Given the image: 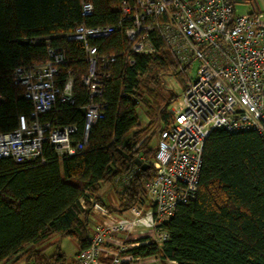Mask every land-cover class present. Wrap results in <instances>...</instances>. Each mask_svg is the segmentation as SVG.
Segmentation results:
<instances>
[{"label":"trees","instance_id":"16d2710c","mask_svg":"<svg viewBox=\"0 0 264 264\" xmlns=\"http://www.w3.org/2000/svg\"><path fill=\"white\" fill-rule=\"evenodd\" d=\"M83 1L0 0V132L15 129L19 116L29 117L33 110L23 89L13 82L14 70L45 62L52 47L66 54L56 82L63 85L71 76L75 101H58L40 119L59 126L75 124L73 143L81 139L89 97L82 78L89 63L82 43L68 40L66 34L83 22L117 25L123 0H87L94 12L86 18L81 15ZM151 39L155 51L133 55L134 64L127 61L130 42L122 27L108 38L91 41L99 54L116 56V61L109 65V78L97 97L104 116L92 126L82 149L59 157L45 144L44 162L0 159V264H12L27 252V264H65L59 247L48 257L43 249L29 246L58 234L75 240L79 249L86 248L93 202L104 204L99 196L103 184L124 179L119 205L111 208L119 212L144 195V184L154 171L136 166L135 159L143 156L148 162L154 157L156 148L150 142L171 121L170 107L179 96L166 90L163 75L187 83L191 69L182 66L155 31ZM164 227L169 232L167 241L150 240L129 252L176 264H264V140L260 134L212 130L196 197L180 204Z\"/></svg>","mask_w":264,"mask_h":264},{"label":"built area","instance_id":"2783aa9c","mask_svg":"<svg viewBox=\"0 0 264 264\" xmlns=\"http://www.w3.org/2000/svg\"><path fill=\"white\" fill-rule=\"evenodd\" d=\"M119 9L122 15L117 25L88 26L83 22L66 34L68 40L82 43L89 63L82 78L89 97L81 139L73 143L78 131L75 124L59 126L40 119L58 101H75L73 78L69 76L63 85L56 82L66 54L52 47L45 62L14 70L13 82L23 89L33 110L29 117L19 116L15 129L0 132V159L44 162L45 144H50L59 157L82 149L92 126L104 116L97 97L109 78V65L116 61V56L99 54L98 46L91 41L108 38L117 28L124 29L130 42V64H134L133 55L155 51L153 31L183 67L196 62L195 75L188 78L172 111L173 119L158 132L155 155L148 160L154 176L144 184V195L123 212L94 201L89 245L65 264L160 261L154 256H136L129 250L150 240L159 244L168 240L164 225L180 204L196 197L211 131L255 130L264 140L263 15L236 14L232 0H123ZM93 12V4L84 0L81 15L86 18ZM166 262L176 264L173 260Z\"/></svg>","mask_w":264,"mask_h":264},{"label":"crops","instance_id":"0c3cea01","mask_svg":"<svg viewBox=\"0 0 264 264\" xmlns=\"http://www.w3.org/2000/svg\"><path fill=\"white\" fill-rule=\"evenodd\" d=\"M234 6L236 14L258 13L264 16V0H235ZM123 180L124 179L119 178L118 180L113 181L112 184H103L102 189L99 192V196L102 198L104 203L113 207H117L119 205L118 192L123 188ZM91 218H94V214L92 213L89 216V226L90 220H92ZM55 235L57 236L56 239L47 241V238L42 243L35 245L36 249H43L44 254L51 257L55 254L57 247H59L66 256V262L73 261L79 250L77 242L70 237H61L58 234ZM29 253L30 252L25 253L19 259L12 262V264H27Z\"/></svg>","mask_w":264,"mask_h":264},{"label":"rangeland","instance_id":"374dc122","mask_svg":"<svg viewBox=\"0 0 264 264\" xmlns=\"http://www.w3.org/2000/svg\"><path fill=\"white\" fill-rule=\"evenodd\" d=\"M196 68H197V66H196V62L194 61L193 63H192V65H191V69L189 70V72H188V76L189 77H193L194 75H195V71H196ZM163 77H164V80H165V87H166V90L170 93V94H178L179 96H178V99H177V101L175 102V103H173L172 105H171V107H170V109H171V111H173L174 110V107H175V104H177L178 103V101L181 99V95H182V91H183V89L185 88V86H186V80L184 81V83H182L180 80H178V78H177V76H175V75H172V74H164L163 75ZM187 77V76H186ZM140 112V114H139V116H140V119L141 120H144L143 121V123L145 122V117L143 116V114H142V112H141V110H139ZM172 119H173V117H172ZM171 119V120H172ZM158 129V127H156V129L155 130H157ZM156 143H157V137H156V135L152 138V140H151V142H150V146L153 148V149H155V146H156ZM141 159H143V160H145L144 158H143V156H141ZM113 182H109V183H106V184H112ZM109 206V205H108ZM110 208H116V207H113V206H109ZM57 238V236L56 235H52V236H50L48 239H47V241H50V240H54V239H56ZM33 248H36V246L35 245H31V246H29V249H33ZM153 264H169V263H167V262H162V261H156V262H154Z\"/></svg>","mask_w":264,"mask_h":264},{"label":"water","instance_id":"95a60500","mask_svg":"<svg viewBox=\"0 0 264 264\" xmlns=\"http://www.w3.org/2000/svg\"><path fill=\"white\" fill-rule=\"evenodd\" d=\"M135 165L141 167L143 170L150 168V164L148 162H145L141 158H136L135 159Z\"/></svg>","mask_w":264,"mask_h":264}]
</instances>
